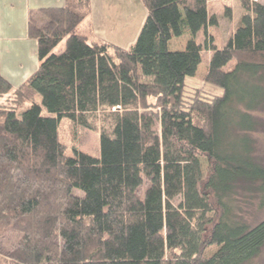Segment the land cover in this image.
Wrapping results in <instances>:
<instances>
[{"label": "trees", "instance_id": "1", "mask_svg": "<svg viewBox=\"0 0 264 264\" xmlns=\"http://www.w3.org/2000/svg\"><path fill=\"white\" fill-rule=\"evenodd\" d=\"M140 1L130 48L81 31L90 0L30 13L40 66L15 89L0 73V264H249L262 253L264 221L241 213L254 200L264 209L252 136L263 126L264 4L241 0L218 47L208 9L218 0H177L184 15L168 21L166 0ZM205 48L204 89L191 91ZM64 118L99 133V158L66 155Z\"/></svg>", "mask_w": 264, "mask_h": 264}, {"label": "crops", "instance_id": "2", "mask_svg": "<svg viewBox=\"0 0 264 264\" xmlns=\"http://www.w3.org/2000/svg\"><path fill=\"white\" fill-rule=\"evenodd\" d=\"M90 3L91 15L81 31L122 48L133 46L147 15L142 1ZM66 5V0H0V73L14 89L25 84L40 66L37 41L29 36L30 13Z\"/></svg>", "mask_w": 264, "mask_h": 264}, {"label": "rangeland", "instance_id": "3", "mask_svg": "<svg viewBox=\"0 0 264 264\" xmlns=\"http://www.w3.org/2000/svg\"><path fill=\"white\" fill-rule=\"evenodd\" d=\"M177 0H166L165 2V14L164 17L168 21L170 19L176 20L183 17V10L179 6L176 5ZM264 4V0H259ZM143 4V3H142ZM231 9V13H228L227 8ZM209 13L210 15H215L217 19H219V27L213 28L211 30V35L214 36V40L218 47H223L228 37L235 31L241 21V16L244 14V9L241 6V0H218L211 1L209 3ZM135 15L140 14L139 11H134ZM166 22V21H164ZM79 30L77 32L79 33ZM204 34L198 36V40L201 41ZM192 35H184L178 39H173L170 42V48L174 51H180L185 49L187 42L192 39ZM65 42L61 43L58 46V49H63ZM202 55V63L199 67L196 75L192 78L187 79V85L189 90L193 91L197 88L204 89V80L206 74L208 72L209 62L211 59V53L208 49L203 50ZM220 92V91H219ZM4 101V99L0 100V104ZM37 104L42 106V115L45 117H54L53 114L48 112V110L42 105L41 97L37 98ZM30 104L26 105L27 109L30 107ZM257 118L263 120V126L259 132L254 133L252 136L256 141V157L260 164L264 165V111L255 114ZM60 128L58 132V138L60 142L65 145L66 155L69 157L75 156L76 151H80L82 153H87L88 155L99 158L100 157V136L98 132L91 131L86 127H82L76 124L73 120L68 118H64L61 120ZM202 165V174L206 175L208 170V163L206 159L200 158ZM243 212L241 213L244 216V219H247L251 224H257L259 222L264 221V209L261 210L258 207V201L254 200L253 204H242ZM12 244H17V240L10 241L7 244L5 250L9 249ZM217 248L211 247L206 254L208 258H211L216 254ZM249 264H264V249L262 253L256 257L253 261L249 262Z\"/></svg>", "mask_w": 264, "mask_h": 264}]
</instances>
